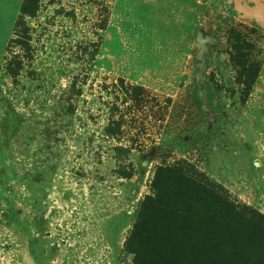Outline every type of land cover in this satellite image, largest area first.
Returning <instances> with one entry per match:
<instances>
[{
	"label": "rangeland",
	"instance_id": "1",
	"mask_svg": "<svg viewBox=\"0 0 264 264\" xmlns=\"http://www.w3.org/2000/svg\"><path fill=\"white\" fill-rule=\"evenodd\" d=\"M23 2L0 0V264H153L138 213L178 167L264 222V0Z\"/></svg>",
	"mask_w": 264,
	"mask_h": 264
},
{
	"label": "trees",
	"instance_id": "2",
	"mask_svg": "<svg viewBox=\"0 0 264 264\" xmlns=\"http://www.w3.org/2000/svg\"><path fill=\"white\" fill-rule=\"evenodd\" d=\"M39 1L24 0L21 14L35 15ZM249 89L247 81L241 90ZM179 169L154 181L157 194L148 196L138 213L137 226H152L153 264H264V222H254L213 194L206 195ZM246 232L254 237L247 238Z\"/></svg>",
	"mask_w": 264,
	"mask_h": 264
}]
</instances>
